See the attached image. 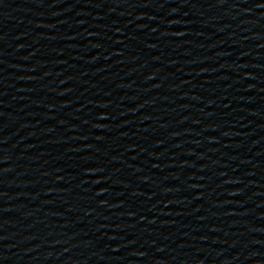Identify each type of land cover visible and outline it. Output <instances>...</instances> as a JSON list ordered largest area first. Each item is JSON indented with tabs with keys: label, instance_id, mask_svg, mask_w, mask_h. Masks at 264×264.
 Segmentation results:
<instances>
[{
	"label": "water",
	"instance_id": "water-1",
	"mask_svg": "<svg viewBox=\"0 0 264 264\" xmlns=\"http://www.w3.org/2000/svg\"><path fill=\"white\" fill-rule=\"evenodd\" d=\"M0 264H264V0H0Z\"/></svg>",
	"mask_w": 264,
	"mask_h": 264
}]
</instances>
